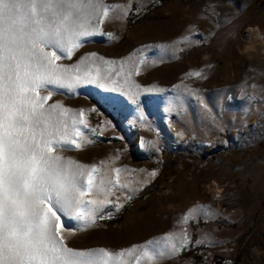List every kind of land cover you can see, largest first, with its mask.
Listing matches in <instances>:
<instances>
[{"label":"rangeland","instance_id":"obj_1","mask_svg":"<svg viewBox=\"0 0 264 264\" xmlns=\"http://www.w3.org/2000/svg\"><path fill=\"white\" fill-rule=\"evenodd\" d=\"M155 1L103 0L120 7L57 61L74 71L79 65L81 76L99 69L107 88L40 90L52 93L46 107L60 103L69 117L84 110L75 137L81 148L56 154L96 165V182L111 188L94 225L61 216L65 241L75 249L130 250L124 259L135 264L143 246L162 248L172 234L179 251L154 264H264V42L246 50L250 28L264 41V0H170L128 26L133 7L140 13ZM164 167L170 177L123 211ZM109 207L121 221L99 222Z\"/></svg>","mask_w":264,"mask_h":264},{"label":"snow or ice","instance_id":"obj_2","mask_svg":"<svg viewBox=\"0 0 264 264\" xmlns=\"http://www.w3.org/2000/svg\"><path fill=\"white\" fill-rule=\"evenodd\" d=\"M116 7L103 0H0V264H128L124 257L130 250L75 249L66 243L61 216L82 222L83 228L94 225L97 213L110 202L111 188L102 178L96 182V165L56 154L58 149L81 148L75 137L81 133L84 110L79 118L69 117L72 110L60 103L45 106L51 91L40 95L49 85L108 87L99 69L81 76L79 65L74 71L57 61L71 57L85 37L98 34ZM119 63L123 69L124 61ZM133 70L138 74L139 65ZM129 93L137 95L131 89ZM92 192L104 199L85 200ZM163 239L162 248L143 246L135 264L141 259L154 264L179 251L172 234Z\"/></svg>","mask_w":264,"mask_h":264},{"label":"trees","instance_id":"obj_3","mask_svg":"<svg viewBox=\"0 0 264 264\" xmlns=\"http://www.w3.org/2000/svg\"><path fill=\"white\" fill-rule=\"evenodd\" d=\"M170 2V0H156L151 6L146 8L145 10L137 13V7H133L129 16H128V26L131 27L137 24L142 19H147L148 13L151 11L157 10L160 7L164 6ZM171 155V154H170ZM173 168V166H172ZM169 170H172L169 168ZM171 172H167V168L164 167L159 174L149 185H147L142 191L131 197L126 205L123 208V211H126L131 205L137 203L138 201L144 199L147 195L155 191L159 188L160 184L166 180V178L170 177ZM123 218V214L114 215V210L112 207L107 208L98 218L101 223H118Z\"/></svg>","mask_w":264,"mask_h":264},{"label":"bare ground","instance_id":"obj_4","mask_svg":"<svg viewBox=\"0 0 264 264\" xmlns=\"http://www.w3.org/2000/svg\"><path fill=\"white\" fill-rule=\"evenodd\" d=\"M248 40H249V46L246 47L247 51L254 49V47H255L254 43L255 42L260 41V40H261V42H264L261 39V33L257 29H253V28H250L248 31ZM209 188H211V191L215 195H218L220 193V189L216 183H213Z\"/></svg>","mask_w":264,"mask_h":264}]
</instances>
